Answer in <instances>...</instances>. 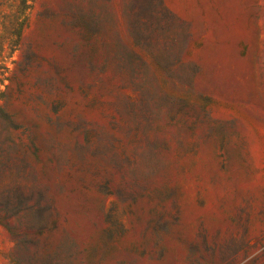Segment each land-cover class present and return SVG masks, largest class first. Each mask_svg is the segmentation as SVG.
<instances>
[{"label": "rangeland", "instance_id": "obj_1", "mask_svg": "<svg viewBox=\"0 0 264 264\" xmlns=\"http://www.w3.org/2000/svg\"><path fill=\"white\" fill-rule=\"evenodd\" d=\"M0 264H264V0H0Z\"/></svg>", "mask_w": 264, "mask_h": 264}]
</instances>
